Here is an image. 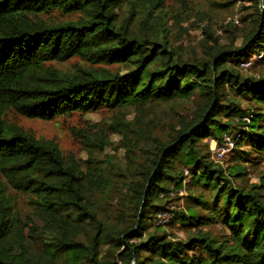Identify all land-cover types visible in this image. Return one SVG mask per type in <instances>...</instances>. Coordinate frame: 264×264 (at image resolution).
Wrapping results in <instances>:
<instances>
[{"label":"trees","instance_id":"obj_1","mask_svg":"<svg viewBox=\"0 0 264 264\" xmlns=\"http://www.w3.org/2000/svg\"><path fill=\"white\" fill-rule=\"evenodd\" d=\"M163 1L145 0L136 31L133 0H0V264H264V175L249 188L234 185L230 178H242L237 167L226 176L201 153L204 139L220 146L224 135H239L232 151L247 144L264 154V77L238 70L255 54L262 58L254 65L264 67V0H253L257 12L241 46L236 30H225L221 44L207 28L199 53L187 56L156 28ZM53 11L78 19L40 18ZM74 57L90 66L121 64L126 73L53 66ZM158 106L167 108L162 118H149ZM100 110L114 117L84 135V161L5 120L8 112L52 121ZM108 132L119 138L114 150L123 163L105 155ZM191 181L205 188L185 196L186 210L171 211V191ZM6 187L32 197L34 222L10 210ZM205 191L213 211L198 218ZM164 212L173 217L152 229L148 222ZM212 213L224 237L195 227L211 223ZM177 222L192 225L185 240L162 230Z\"/></svg>","mask_w":264,"mask_h":264},{"label":"rangeland","instance_id":"obj_2","mask_svg":"<svg viewBox=\"0 0 264 264\" xmlns=\"http://www.w3.org/2000/svg\"><path fill=\"white\" fill-rule=\"evenodd\" d=\"M256 1L257 0H255V2ZM261 1L259 0V3ZM133 2L138 13L137 19L133 24L134 30L137 31L141 28V21L145 18L147 7L145 5V0H133ZM255 2H253V0H164L162 7L155 12V18L158 22L156 28L162 29V35L168 37L167 43L176 51L179 50V53L183 54V56H187L191 50H196V52H198L199 44L203 41L204 31L207 28L219 39L221 44L228 43V35L226 36L225 30L228 28H230V30H236L234 44L235 47H239L242 44V37L250 30L253 16L257 12V5ZM263 7L264 6L261 8L263 9ZM127 11L128 6H123V8L119 10L120 14L118 15L120 18L123 19ZM40 18L47 22H55L62 20H77L78 16L73 15L64 17L58 12L53 11L43 14ZM234 20L238 21V25L234 23ZM261 58L262 55L256 54L248 57L247 61L241 62L238 65L239 73L246 77H264V67L261 65V62L254 65L255 62L259 61ZM247 64H249V66ZM53 66L66 73H72L75 67L78 66L81 68H91L92 70L104 69L113 73H126V68L121 64L90 66L77 57L62 64H53ZM228 95L231 96L232 93L228 92ZM165 109L167 108L163 106L148 109L147 116L149 118L156 117L160 119ZM113 114L114 113L106 110H100L83 115L76 113L52 121H40L35 119H24L8 112L5 116V120L10 125L20 128L35 139L53 143L58 147L63 156L72 155L76 160L84 161L86 160V152L81 143L85 141L84 135L89 137L90 129L94 126H104L107 128L111 119L114 117ZM226 124H229L230 128H232L231 121H228ZM108 133L110 146L105 150V155L115 156L120 163H123V152L121 150H114L119 138L110 132ZM224 136L232 138L227 135ZM223 137L220 146L213 140L204 139L202 143L205 147L201 148V153L207 155L210 154V150L213 149L215 145L217 147L223 146ZM230 152L225 155V159L222 162L215 163L216 168L224 171L226 175L228 174V170L237 167V170L242 172V178L237 181L238 183H234L235 179L230 178L234 185L239 184L244 186V188L257 185L260 178L264 175V154L262 155L254 152L247 144L239 145L234 151ZM187 181L188 178L182 184V187L186 185ZM0 183H3V181L0 180ZM168 188L171 189L170 186ZM203 188L205 187L200 182L195 184L191 181L185 191L184 189L178 191L172 190L169 195L172 198L169 209L171 211L186 210L192 203L188 201L185 202L187 199H185V196L187 195L188 197V194L191 193L194 197H197L196 194L201 192ZM207 191H205L206 195L208 194ZM3 193L9 204L10 210L16 213L21 221H35L33 217H30L31 196L15 192L8 187L4 189ZM205 198L206 205L204 206H200V204L196 202V204L199 205V207L195 209L198 218H206L208 216L206 214H210V212L213 211L212 201L208 199V195L205 196ZM193 204L195 203L193 202ZM105 209L107 212L110 207L108 206ZM105 214L106 213L102 211L99 215L101 218H104L106 216ZM211 216L214 218L211 223H207V225H195V227H197V230L211 233L214 237H224L227 234L226 231L222 225L218 223L213 213ZM148 224L152 225V229L155 227L153 219L150 220ZM188 224L189 223L177 222L172 225L164 226L162 230L172 240H185L186 237L192 233V225L191 223L190 226ZM37 249L38 246L35 247V251ZM39 250V252H41L42 248H39ZM101 254L109 262L112 261L110 257L111 253L108 254L105 247L102 248Z\"/></svg>","mask_w":264,"mask_h":264},{"label":"built area","instance_id":"obj_3","mask_svg":"<svg viewBox=\"0 0 264 264\" xmlns=\"http://www.w3.org/2000/svg\"><path fill=\"white\" fill-rule=\"evenodd\" d=\"M234 23L236 25H238V21L237 20H234ZM242 65H244V64H242ZM247 65L249 66V64H247ZM224 137H223V139H224L223 146L217 147L215 145L214 148L210 150L209 159L213 163H218V162L223 161L225 159V155L227 153H229L234 148L235 143L239 139V135H236L234 138L233 137L232 138H228V137L224 138ZM187 175H188L187 172H184V176L186 178L188 177ZM172 217H173L172 214L164 212V213L158 214L155 217V220L153 222H154L155 225H165V224H167L170 221V219Z\"/></svg>","mask_w":264,"mask_h":264},{"label":"water","instance_id":"obj_4","mask_svg":"<svg viewBox=\"0 0 264 264\" xmlns=\"http://www.w3.org/2000/svg\"><path fill=\"white\" fill-rule=\"evenodd\" d=\"M144 197L145 196H143V198H142V204H143V201H144ZM138 217H139V214H138ZM138 221V220H137ZM137 227V224H136V226H135V228Z\"/></svg>","mask_w":264,"mask_h":264}]
</instances>
